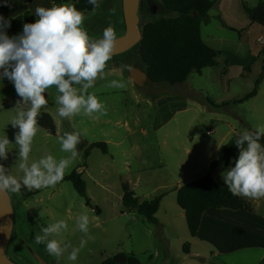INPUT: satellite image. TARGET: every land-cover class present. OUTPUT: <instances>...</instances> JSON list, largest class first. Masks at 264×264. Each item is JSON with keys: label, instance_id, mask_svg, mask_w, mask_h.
<instances>
[{"label": "rangeland", "instance_id": "1", "mask_svg": "<svg viewBox=\"0 0 264 264\" xmlns=\"http://www.w3.org/2000/svg\"><path fill=\"white\" fill-rule=\"evenodd\" d=\"M77 0L62 4L74 5ZM142 2V4H141ZM258 0H216L208 12L207 23L201 25V37L206 44L219 51L217 64L192 71L182 83L137 86L128 74L134 65L142 70L139 49L113 55L106 63L102 76H98L88 93L94 94L106 108L107 115L83 114L61 118L55 86L46 90L48 105L41 109L51 115L55 132L41 127L33 139L29 163L51 154L57 160L71 156L63 152L58 137L64 132L79 134L78 155L65 174L73 169L81 173L86 194L99 212L85 204L69 180L55 187L42 188L31 197L20 192L11 193L14 223L7 255L17 264H39L30 250L36 251L49 264H99L116 253H133L140 264H179L185 253L184 245L192 243L184 211L176 202L177 187L210 174L224 185L220 173L228 166H209L211 158L219 155L217 145L232 135L255 130L264 125V77L259 80L254 96L239 101L251 91L262 72L264 42L259 35L264 29L254 22L248 25L249 16L244 7H253ZM93 12H83V27L90 37H102L103 30L113 26L116 36L125 32L122 0H98ZM50 0H11L4 5L0 0V15L11 22L7 34L22 32L19 17L25 12L35 18L37 6L51 7ZM159 0H140L139 26L160 17L173 16ZM127 65V68L124 66ZM112 80L121 81L123 88H110ZM149 84V85H148ZM3 85V86H2ZM0 85V136L7 134L12 143L3 163L8 172L18 180L23 177L18 164V146L9 121L15 115L19 99L12 84L5 79ZM79 93L80 85L74 86ZM211 102L220 105L211 106ZM223 103V104H222ZM226 103V104H224ZM98 116V118H97ZM103 141L107 152L99 148L86 150L89 143ZM220 148V147H219ZM133 190L139 200L152 199L162 194L155 214L158 223L150 222L134 209L122 204V185ZM254 211L264 214V197L249 200ZM81 214L89 218V233L85 235L76 227ZM58 220L68 224L67 231L52 234L49 239L69 243L70 247L60 257L47 253L44 244L35 242L40 229ZM89 236L91 239H89ZM87 241L76 261L68 260L72 248ZM203 249L204 244H198ZM262 249L246 255L236 253L201 260L217 264H264Z\"/></svg>", "mask_w": 264, "mask_h": 264}, {"label": "clouds", "instance_id": "2", "mask_svg": "<svg viewBox=\"0 0 264 264\" xmlns=\"http://www.w3.org/2000/svg\"><path fill=\"white\" fill-rule=\"evenodd\" d=\"M2 3L9 5L11 0H2ZM87 3L93 6V12L99 7L98 0H87ZM34 15L35 22L25 23L22 32L13 36L7 34L11 22L0 15V85L7 79L19 98L15 115L8 125L18 129L14 133V144L18 146V167L23 172L22 179L18 180L0 163V193H19L22 186L28 190L55 187L78 155L79 134L64 132L58 137V143L61 151L71 153L70 157L57 160L48 154L29 163L33 139L39 130L37 117L41 109L48 105L47 89L55 86L58 93L56 103L59 105L57 114L61 118L80 114L107 115L104 104L94 94L88 93V89L93 87L98 76H102L106 63L116 51L118 38L114 27L105 28L101 38L90 37L83 27L86 17L72 4L53 3L49 8L37 6ZM75 85L81 86L79 93ZM107 86L123 88L124 84L112 80ZM262 139L264 125H258L254 131L246 130L235 138L238 155L220 173V178L233 196L264 197ZM10 144L4 132L0 136V161L7 159ZM88 225V216L81 214L76 220V227L88 235ZM62 230H68L64 220L51 223L40 229V234L34 237L35 242L44 244L49 255L60 257L70 244L49 237ZM86 243L81 240L79 247L72 248L68 260L76 261Z\"/></svg>", "mask_w": 264, "mask_h": 264}, {"label": "trees", "instance_id": "3", "mask_svg": "<svg viewBox=\"0 0 264 264\" xmlns=\"http://www.w3.org/2000/svg\"><path fill=\"white\" fill-rule=\"evenodd\" d=\"M60 5L68 0H50ZM162 7L173 13V16L160 17L156 20L142 24V37L136 44L139 55L145 64L149 82L151 84L168 83L170 85L182 83L192 71L200 73L202 68L215 66L216 56L219 51L204 42L201 37V25L208 22V12L213 8L216 0H159ZM31 2V0H25ZM142 4V2H141ZM77 10L85 12L93 6L87 0H77L74 4ZM244 11L252 21L258 23L264 29V0H258L253 7H244ZM22 24L33 23L35 19L25 12L21 17ZM264 77V59L262 72L257 78L251 91L245 94L239 101L254 96L257 92L259 80ZM149 85V84H148ZM223 104V103H222ZM226 104V103H224ZM211 106L219 107L211 102ZM38 125L55 132V125L51 115L40 112L37 117ZM254 131V130H253ZM237 134L232 135L226 142L220 145V153L213 158L209 166L214 168L219 165H227L229 161L238 155L234 140ZM264 145V139L260 141ZM99 148L107 152V145L103 141H95L88 144L86 150ZM63 180H69L77 194L84 199L86 205L99 212L97 206H93L86 194L85 182L81 173L73 169L64 175ZM62 180V181H63ZM60 183V182H59ZM20 193L24 197H31L37 193L22 186ZM162 194L152 199L139 200L132 189L122 185V204L127 209H134L150 222L158 223L155 216ZM176 202L184 211L187 228L191 236L197 234L202 214L209 208H230L252 210L249 201L242 197L233 196L226 186L219 184L213 176L205 174L200 178L185 183L177 188ZM184 251L188 252V245H184ZM99 264H140L139 259L133 253H116L112 257L103 259Z\"/></svg>", "mask_w": 264, "mask_h": 264}, {"label": "crops", "instance_id": "4", "mask_svg": "<svg viewBox=\"0 0 264 264\" xmlns=\"http://www.w3.org/2000/svg\"><path fill=\"white\" fill-rule=\"evenodd\" d=\"M248 19L250 26L254 21L250 16ZM217 147L219 149L220 143ZM228 165L229 163L224 166ZM242 198L251 200L247 197ZM191 238L192 243L182 259L188 256L201 258L209 256L218 261L224 256L236 253L246 255L254 253L257 249H262L261 257H264V214L256 213L253 207L250 211L226 207L209 208L203 212L197 234ZM199 243L206 247L199 248Z\"/></svg>", "mask_w": 264, "mask_h": 264}, {"label": "water", "instance_id": "5", "mask_svg": "<svg viewBox=\"0 0 264 264\" xmlns=\"http://www.w3.org/2000/svg\"><path fill=\"white\" fill-rule=\"evenodd\" d=\"M140 0H122L123 18L126 26L125 32L117 36L116 51L113 55L123 53L136 45L141 37L142 32L139 26V9ZM112 55V56H113ZM128 74L133 82L143 87L149 82L147 73L134 65L128 68ZM14 223V210L11 197L8 193H0V264H17L6 253V247L10 240ZM34 259L39 264H49L36 251L30 250ZM179 264H217L210 261L201 260L195 256L183 258Z\"/></svg>", "mask_w": 264, "mask_h": 264}, {"label": "built area", "instance_id": "6", "mask_svg": "<svg viewBox=\"0 0 264 264\" xmlns=\"http://www.w3.org/2000/svg\"><path fill=\"white\" fill-rule=\"evenodd\" d=\"M258 41L259 42H264V33L263 34H261V35H259V37H258Z\"/></svg>", "mask_w": 264, "mask_h": 264}]
</instances>
